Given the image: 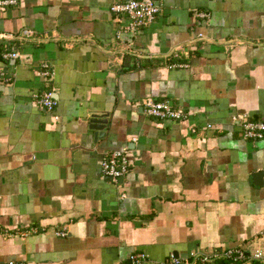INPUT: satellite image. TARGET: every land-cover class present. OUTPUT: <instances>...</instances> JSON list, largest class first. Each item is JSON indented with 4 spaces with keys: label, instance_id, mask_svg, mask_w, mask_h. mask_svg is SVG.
<instances>
[{
    "label": "crops",
    "instance_id": "1",
    "mask_svg": "<svg viewBox=\"0 0 264 264\" xmlns=\"http://www.w3.org/2000/svg\"><path fill=\"white\" fill-rule=\"evenodd\" d=\"M14 1L0 8V264L264 258V139L233 121H264V0H153L131 42L109 11L126 0ZM11 51L21 58L4 61ZM46 91L52 113L36 104ZM147 98L186 119L148 117ZM93 115L105 120L96 142ZM122 150L128 173L106 180L101 159Z\"/></svg>",
    "mask_w": 264,
    "mask_h": 264
},
{
    "label": "built area",
    "instance_id": "2",
    "mask_svg": "<svg viewBox=\"0 0 264 264\" xmlns=\"http://www.w3.org/2000/svg\"><path fill=\"white\" fill-rule=\"evenodd\" d=\"M14 0H0V8L7 5H14ZM109 11L114 15L115 22L121 24L117 32L119 38L121 33H132L150 26L158 12L159 8L153 0H126L123 2L112 3ZM194 16L199 19H207L208 14L205 12L195 11ZM1 58L4 61L17 60L21 58L16 51L2 52ZM185 67V65H178ZM39 76L48 80L52 77V72L48 65H40ZM11 80L6 74L0 72V81L9 82ZM36 104L46 112L52 113L55 110L57 101L52 91H46L35 95ZM144 113L153 119L159 121L179 122L187 117L186 111L182 108H173L167 101H156L153 98H147L143 105ZM54 119H57L54 117ZM240 125L241 135L246 140L260 141L264 139V121H249L244 118H233ZM209 127V126H208ZM194 132V130H192ZM101 174L104 178H110L112 182H117L119 178L125 176L129 171L127 151L109 152L103 156L100 163ZM33 230L21 232V236L32 233ZM56 236L65 237L66 232H57ZM224 259L231 264H249L252 260L264 262V258L258 252L247 254L241 249H225L215 251L211 254H194L191 253L187 260H181L170 255L164 264H213L217 260ZM147 256L143 252L131 253L126 261L117 262L116 264H146ZM6 264H26L22 261H9Z\"/></svg>",
    "mask_w": 264,
    "mask_h": 264
},
{
    "label": "water",
    "instance_id": "3",
    "mask_svg": "<svg viewBox=\"0 0 264 264\" xmlns=\"http://www.w3.org/2000/svg\"><path fill=\"white\" fill-rule=\"evenodd\" d=\"M156 6L157 4L154 3ZM133 37L132 33H121L119 38L120 40L124 41V42H131ZM104 117L103 116H97V115H93L89 121V129L94 131V141L96 142L97 140H101L103 138V130L105 128V120H103ZM264 175V169L256 174L253 175V178H258V180L262 179ZM106 180L111 181L110 178H106ZM122 180V178H119L117 180V182H120Z\"/></svg>",
    "mask_w": 264,
    "mask_h": 264
}]
</instances>
